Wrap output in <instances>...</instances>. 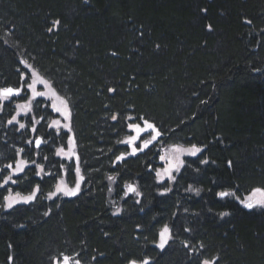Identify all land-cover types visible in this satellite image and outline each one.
I'll return each instance as SVG.
<instances>
[{
	"label": "trees",
	"instance_id": "obj_1",
	"mask_svg": "<svg viewBox=\"0 0 264 264\" xmlns=\"http://www.w3.org/2000/svg\"><path fill=\"white\" fill-rule=\"evenodd\" d=\"M22 55L72 97L87 181L52 199V176H19L38 195L8 211L0 187V264H264V207L241 203L264 189V0H0V79ZM125 117L203 151L158 187L159 148L114 163ZM1 122L0 185L25 139Z\"/></svg>",
	"mask_w": 264,
	"mask_h": 264
},
{
	"label": "rangeland",
	"instance_id": "obj_2",
	"mask_svg": "<svg viewBox=\"0 0 264 264\" xmlns=\"http://www.w3.org/2000/svg\"><path fill=\"white\" fill-rule=\"evenodd\" d=\"M21 60V69L17 70L18 73V81L15 82H7V77L9 80L16 77L15 71H8V70H2L1 76L3 78L0 79V89L11 87L13 89H20L19 95H13L9 97L8 99L0 98V124H3L1 121H5V124L9 129H13V131H16V133L19 135L20 139L23 137V142L18 144L11 143V146L16 150L15 157H12L11 160H6L3 164L4 171V179L8 175H12V178L14 181H17V178L22 175H27L30 172H35V175H39V177L45 176H52L50 184V190H52L50 193L56 191V186L61 181L64 182V185H66L69 188L75 187V184L77 182L80 183V190L75 195L81 193V190L84 187V184L87 181V172L84 170L82 165V160L80 161V155L78 152V138H77V132L76 127L73 122V115H74V106L75 103L72 101V97L68 96L63 90L58 87L53 80L52 75L41 69L39 66L34 64L31 60L27 58V56H20ZM30 66V67H29ZM15 70V69H14ZM4 76L6 78H4ZM11 77V78H10ZM39 79H43L44 81L48 82V85L50 87L45 86L42 83H39ZM37 81L35 88L38 92H47L48 95L45 96H33L32 89H30L28 86L33 83V81ZM4 82V83H2ZM53 92L55 95H53ZM62 101H67V111L69 112L68 116H65L62 112H57L55 108L53 107V104H55L57 107L63 108L64 105ZM31 102V110L27 112L20 111L18 108V105L21 104H28ZM74 103V104H73ZM16 116V120L12 121V123H9L10 120H12V117ZM117 117V115H116ZM118 117L116 118V120ZM133 119H129L125 117V127L121 129V137L118 139H121V142H118V144H122L119 146V153L116 156L114 163H121L129 160L130 158H135L136 156H140L141 154H150L152 152L155 153V151L159 148L160 150V161H159V167L157 169L156 173V181L158 182V187L162 186L163 183L167 180H174L169 179L167 176L164 180H159L157 178V172L162 171L163 169L168 167V158H174L176 153L174 152V146H181L183 148H190V146H186L179 144L174 146H166V147H159L158 141L161 138V133L159 132L158 128H156L155 123L151 120L144 119L149 121V123L153 124L155 126V129L158 130L159 136L155 141H153L147 148H143L142 151L139 149L142 147V142L144 140L151 139L152 135H155V132H145L141 133L140 138L136 141H134L132 144L125 143L129 137L135 136L136 131L133 128H130L129 125L132 124H138L142 128L144 127L143 121L136 123L132 122ZM53 121H59L60 123L53 124ZM20 124H23L24 127L21 128ZM69 125L68 128H65L64 125ZM70 129V130H69ZM17 135V136H18ZM74 141V146L71 143ZM39 142V143H38ZM33 144V148L31 145ZM133 147L137 149V151L133 154L132 150ZM63 149L65 152H68L71 150L75 153V155L72 156L71 159H69L66 156L58 155V150ZM127 150V151H126ZM122 151V153H120ZM123 155L124 159L118 160L117 157ZM166 157V159H161V157ZM192 155H189L187 153L180 156V159L183 160V166L185 163H188L187 159L190 158ZM196 156V155H195ZM193 157V156H192ZM3 155H0V159H3ZM23 160L26 161L27 164L24 167V171L20 173L13 174L11 169H7L5 166L8 164H12L13 167L16 166V162ZM1 161V160H0ZM114 164V165H115ZM190 165V164H189ZM158 166V165H157ZM182 167H180L179 171H173V176L176 178L180 171L182 170ZM41 167L43 168V172H41ZM61 167V168H60ZM67 168V169H66ZM83 168V169H82ZM63 171H62V170ZM79 169V171H77ZM0 173H1V167H0ZM83 177V180H80V177ZM114 176V175H113ZM155 181V182H156ZM3 183V182H2ZM7 187V194L5 197L9 196V194H12L15 196L17 193H19L20 197L28 196L30 195L37 187L33 188L31 192L29 193H23L20 191L21 189L17 187L16 182L12 183L11 181L4 185ZM127 191L125 190V193ZM129 193H127L128 195ZM38 195V191L36 192V196L33 200L30 202H24L22 200H19V202L15 203L11 208L17 207V206H28L32 204ZM124 194V196H127ZM57 197H74V196H67L63 193H58L56 196L51 197L52 199H56ZM262 197L261 193H256L253 196V201L259 200ZM19 199V198H18ZM204 203V202H203ZM7 201L4 199L3 207L6 211L10 210L11 208L6 207ZM205 204V203H204ZM264 207V206H260ZM170 229L169 224L166 225ZM164 228V227H163ZM162 228V229H163ZM161 229V230H162ZM160 230V232H161ZM169 243V240H168ZM168 243L164 246V248H160L157 244V247L160 250H164ZM209 258L206 256V259ZM201 260H205V256L201 257ZM139 264V261H137ZM72 264H75V261L72 260ZM82 264V263H80ZM130 264V263H129ZM202 264V262H200Z\"/></svg>",
	"mask_w": 264,
	"mask_h": 264
},
{
	"label": "snow or ice",
	"instance_id": "obj_3",
	"mask_svg": "<svg viewBox=\"0 0 264 264\" xmlns=\"http://www.w3.org/2000/svg\"><path fill=\"white\" fill-rule=\"evenodd\" d=\"M249 23H250V21H249ZM58 24H59V21H56L55 25H58ZM51 30L52 29H49V31H51ZM36 83H37V81L34 80L33 83L28 86L30 89H32L33 96L36 97V96L48 95L47 92H38V91H36V88H35ZM39 83H42V84H44L47 87H50L48 85V82L44 81L43 79H39ZM19 93H20V89H13L11 87H6V88H3V89H0V98L8 99L9 97H11L13 95H19ZM53 95H55L54 92H53ZM62 103L64 105L63 108L57 107L55 104H53V107L55 108V110L57 112H62L65 116H68L69 112L67 111V101H62ZM18 108H19L20 111H23V112L30 111L31 110V102H29L28 104L18 105ZM116 118H117L116 116L112 117V119H114V120ZM129 119H132V118L129 117ZM14 120H16V116H13L12 120H10L9 123H12V121H14ZM59 123H60L59 121H53V124H57L58 125ZM143 124H144L143 128L140 125H138V124L129 125L130 128L135 129L136 135L135 136H131L126 141H124L125 143L132 144L134 141H136V140H138L140 138L141 133L149 132L150 130H151V132H155V135H152L151 139L144 140L142 142V147L139 149L140 151H142L143 148H147L149 146V144H151L153 141H155L157 139V137L159 136V132H158V130L155 129V126L153 124L149 123V121H147V120H143ZM20 127L23 128L24 125L20 124ZM64 127L68 128L69 125L65 124ZM71 143L74 146V141H72ZM136 151H137V149L135 147H133V150H132L133 154ZM202 151H203V148L198 147L196 145H193L190 148H183L181 146H174V152L176 153L175 157L174 158H168V167L163 169L162 171H158L157 172V178L159 180H161V181L164 180L166 176L169 179H175V177L172 174L173 171L178 172L180 167L183 166V160L180 159V156L185 154V153H187L189 155H192V156H195V155H197L198 153H200ZM57 154L58 155H62V156H66L69 159H71L72 156L75 155V153L72 152L71 150H69L68 152H65L63 149L58 150ZM117 159L118 160H122V159H124V156L121 155V156L117 157ZM161 159H166V157L162 156ZM202 163H207V161H202ZM26 164H27L26 161L20 160V161L16 162V166L15 167H13L12 164H8L5 167L7 169H11L13 174H16V173L23 172L24 171V167L26 166ZM40 170H41V172H43V168L42 167H41ZM77 171H79V169H77ZM109 179H113V178L109 177ZM80 180L81 181L83 180L82 176L80 177ZM10 181L12 183L16 182V181L13 180L12 175H8L3 180V184L0 185V187H3L4 185H7ZM126 187H127V192L125 193L126 195H127V193H132V192H136L137 195L139 194L137 192V190H136V187L134 185L129 184ZM79 190H80V183L79 182H77L75 184V187L69 188L66 185H64L63 181H61L59 184H57L56 191L50 193L49 197L51 198L53 196H56L58 193H63L64 195H67V196H75L79 192ZM190 190L199 192V189H190ZM37 191H39L38 187L30 195L23 196V197H20L19 193H17L15 196H13L12 194H9V196L5 197V199L7 201L6 207L11 208L15 203L19 202V200H22L24 202H30L31 200H33L35 198ZM256 193H261L262 197H264V189L257 188V189H254L253 193L248 197V199L246 201H241V203H243L249 209L253 208L254 206H264V198H261L259 200L253 201V196ZM218 195L221 196V197H226V196L232 195V193L220 192ZM119 211L120 210L117 209V212H119ZM225 215H226V213H225ZM170 238H171L170 237V229L167 226H165L161 230V232L159 233V244H158V246L160 248H164V246L168 243V240ZM55 264H72V258L68 257V256H63L62 257V261H61V258H57ZM75 264H80L79 260H76ZM130 264H138V262L136 260H132V261H130ZM139 264H150V261H149V259L145 258L142 261H140ZM202 264H216V261H215V259H213V260H203Z\"/></svg>",
	"mask_w": 264,
	"mask_h": 264
},
{
	"label": "bare ground",
	"instance_id": "obj_4",
	"mask_svg": "<svg viewBox=\"0 0 264 264\" xmlns=\"http://www.w3.org/2000/svg\"><path fill=\"white\" fill-rule=\"evenodd\" d=\"M7 126V125H6ZM186 147V146H185ZM61 168V167H60ZM67 169V168H66ZM83 169V168H82ZM62 170V169H61ZM63 171V170H62ZM1 189V188H0ZM244 193V192H243ZM74 198V197H73ZM238 199H239V197H238ZM239 205V204H238ZM240 207V206H239ZM226 210V209H225ZM263 217V216H262ZM175 235V234H174ZM174 238V237H173Z\"/></svg>",
	"mask_w": 264,
	"mask_h": 264
}]
</instances>
